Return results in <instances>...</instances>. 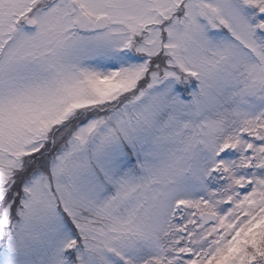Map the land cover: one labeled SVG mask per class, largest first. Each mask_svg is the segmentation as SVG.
I'll return each mask as SVG.
<instances>
[{
	"label": "snow or ice",
	"instance_id": "1",
	"mask_svg": "<svg viewBox=\"0 0 264 264\" xmlns=\"http://www.w3.org/2000/svg\"><path fill=\"white\" fill-rule=\"evenodd\" d=\"M0 264H264V0H0Z\"/></svg>",
	"mask_w": 264,
	"mask_h": 264
}]
</instances>
